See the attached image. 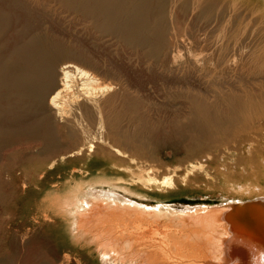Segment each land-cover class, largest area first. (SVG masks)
<instances>
[{
	"label": "bare ground",
	"instance_id": "obj_1",
	"mask_svg": "<svg viewBox=\"0 0 264 264\" xmlns=\"http://www.w3.org/2000/svg\"><path fill=\"white\" fill-rule=\"evenodd\" d=\"M80 17L92 20L89 26L111 27L131 49L130 66L118 73L59 36V24ZM103 74L111 82H102ZM104 139L112 140L109 152L87 162ZM106 156L112 173L150 172V162L163 157L227 158L229 176L259 190L264 0H0V187L19 192L0 264H98L91 248L113 264H264V193L234 198L233 210L227 202L191 222L185 218L197 227L185 234L171 225L150 229L133 214L135 221L105 225L99 215L108 203L94 196L82 200L86 210L69 215L70 194L58 197L70 239L59 215L52 223L43 218L40 196L55 171L60 178L69 167L89 174L101 164L105 173ZM26 160L35 161L33 168L20 165ZM135 179L173 184L168 176ZM104 190L91 187L89 194ZM105 193L125 197L114 188Z\"/></svg>",
	"mask_w": 264,
	"mask_h": 264
},
{
	"label": "rangeland",
	"instance_id": "obj_2",
	"mask_svg": "<svg viewBox=\"0 0 264 264\" xmlns=\"http://www.w3.org/2000/svg\"><path fill=\"white\" fill-rule=\"evenodd\" d=\"M88 21L92 22V20L90 19H85L83 17H80L79 20L76 21V23H72V22L61 23L59 24L60 27H58L60 34L59 33L58 34L60 37L64 38L65 40H68L69 42H73L72 40H74L75 42L73 43L80 45L86 51H90L92 54L96 56V61L98 60L100 64L102 65L104 64L105 67H112V68L114 67L116 71L118 70V73H121L122 68L130 66L128 56L129 53L131 52V49L128 48L123 42L117 41V39L114 37V34L112 33L113 29L111 27H106V26L101 27L97 25L89 26ZM119 68L121 70H119ZM101 77H102L101 79L102 82L104 83L111 82V78L108 75L103 74L101 75ZM123 78H125V76ZM158 86L162 87L161 83H159ZM104 140L105 142L102 141L95 142L96 147L94 151L88 152L87 154V159H86L87 162L93 160L96 161L101 160L100 155L103 152H109V149H111L110 146H112V140L111 139H104ZM228 146H232V143L229 142ZM222 147H224V145L219 146L220 149H223ZM13 154L19 157L22 154V152L15 151ZM169 154L170 153H168V157H171V155ZM224 155L225 154H222V156ZM177 158L178 156H174L170 158L168 161H165L166 159L163 157L160 158L161 161L160 163L150 162L152 165L154 164L152 168L153 170L150 169V172L147 171L148 169L147 170L142 169L143 172L141 169H140L141 171L139 169H135L130 171L117 170L116 172L112 173V156H109L107 162L104 163V167L106 166L109 167L108 169H106L105 173L99 170L100 167L102 166L101 164L96 166L95 170L89 172V174L86 171L79 172L76 170L73 172L74 174H72V168L69 167V169H67V172L65 173V176L61 175L62 177L60 178L58 174L59 172L55 171L54 173L55 180L51 182L46 188H44V191L40 196V199L43 201L42 202L43 208L41 214L44 216L43 218H45L49 222L51 220L53 221L54 219L53 215H57V216L59 215V217L63 220L64 228L67 236L70 239H73L74 235H72L71 229L69 228L70 227L68 224L69 217L67 216V214L70 215V212L73 213L74 210H77L78 212L86 210L88 206L85 204H81L82 200L87 199L88 197L89 198L91 197L92 199V197L94 196L95 197L94 199L108 203L107 207L109 209L107 210L106 209L107 207L104 208V210L102 211L104 214H102V212L100 211V215H99V218L100 216L104 217V218L101 217L100 220L104 222L103 224L105 225L107 224L112 227V224H114L112 220H114L116 223L117 222L128 223L131 220V218L132 219L134 218L133 216L137 218V216L139 215L141 217L142 216L144 217L143 218L145 220L143 221L144 225H146L147 227L149 226L152 227L153 225V227L152 228L150 227V229L158 228L159 231H163L164 229L171 230L169 228L172 227L174 228L172 229L173 232L178 229L180 233L185 234V231L187 233L190 228L191 229L197 228L196 226H194L193 228V226H191L187 222L188 221L191 222L193 217L195 219L197 217L196 215L197 213L198 216L199 214L205 215L206 211L208 210V207L209 209H215L218 208V206L220 205L219 209H221L224 208V205L221 204L231 202L230 207L229 206L228 207L230 208V210H233L235 208H232L233 206L232 201L236 200L234 198H239V197L249 198L258 193L259 194L264 193V179L259 184L260 185L259 190L256 189L255 191L253 190L254 189L253 181L247 179L238 181L236 180V178H234V176H229L226 170L229 166H226V164L232 165L231 162L233 161L227 158L223 160L220 158L218 159V161L214 159L212 160L211 158L209 159V157H204V156H195L192 157L191 159L180 158V160H177ZM189 164H194L196 169L195 170L193 168L189 169L190 168ZM198 164H200L201 166L200 169H198L199 168ZM20 165L30 169L33 168V166L35 165V161L26 160L23 161ZM126 165L133 166L131 161H127ZM136 176L137 177L142 176L143 178H147V177L154 178L158 182L159 180L161 181V179H163L165 176H168L172 178L171 181L173 184L172 186L167 187V185L163 186L162 184H158V183L154 184L152 182L151 184L148 182L149 185L145 184L147 182L136 183L134 181L136 180L135 179ZM118 178L120 179L118 180ZM63 183H65V185H63ZM244 185L246 186L244 187ZM96 186L102 189L104 188L105 192L106 191L108 192V189L114 188V190L119 191V193L125 195V197L122 198L120 195L111 196V195H107L105 192H102L101 194L95 192L89 194L90 188ZM34 188L38 189L39 187L34 186ZM81 190L83 192V195L81 194ZM18 193H16L11 188V186L9 189L3 188L2 186L0 187V253L1 254L3 253V251H5L4 241L9 223L10 221H12V218L15 216V214H17L18 211L17 198H16V194ZM70 194H75L74 196L75 199L71 207L72 209L66 211L67 214H65V212L62 209H59V205H61V203L58 202L59 201L58 197L62 198ZM126 196L129 197L131 200L128 201L127 200L128 198H126ZM130 201L137 203H131ZM140 202H141L140 205L142 206L138 204ZM201 207L202 209H200ZM236 207L237 208L244 207V204H236ZM156 208L158 210H156ZM200 210L203 212L199 213ZM111 213L114 215H112ZM128 213L130 214L131 217L126 216L129 215ZM105 214L106 215L108 214L109 216L108 215L106 216ZM127 217H130V219ZM185 218H187L188 221ZM97 219L98 217L95 220ZM52 221L50 223H52ZM133 221H135V219H133ZM130 222H132V220ZM147 224H151V225H147ZM167 225L169 226L168 229L164 227V226L167 227ZM82 244H85V242L82 241ZM91 251L93 252L94 257L98 258V264H113L112 263L113 261L110 263L106 262L103 256L100 255L99 252H96L95 248H91Z\"/></svg>",
	"mask_w": 264,
	"mask_h": 264
}]
</instances>
